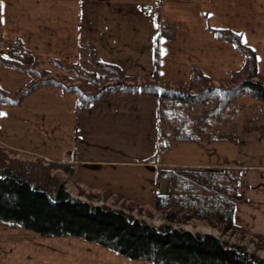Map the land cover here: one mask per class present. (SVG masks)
<instances>
[{
    "label": "crops",
    "instance_id": "0c3cea01",
    "mask_svg": "<svg viewBox=\"0 0 264 264\" xmlns=\"http://www.w3.org/2000/svg\"><path fill=\"white\" fill-rule=\"evenodd\" d=\"M117 1L0 0V37L18 42L21 57L16 61L20 65L72 79L78 76L73 67L66 66L87 64L84 43L90 44L97 60L113 63L126 74L149 77L155 70L158 33L160 77L190 82L193 67L217 78L243 66L245 55L213 30L231 29L240 32L243 42L256 51L258 69L264 75V0H138L135 5L142 9L160 8L157 32L145 13L110 14L108 10V14L97 12L86 23L85 7L90 10L99 3L116 6ZM171 17H175L168 21L174 26L172 33H164L162 20ZM30 80L29 72L0 56V90L15 93ZM0 113L5 114L0 115L3 144L48 160L78 166L126 164L131 158L150 159L158 148L159 101L144 93H107L79 110L75 93L55 84H41L17 104H0ZM224 142L230 141L218 143ZM206 159L186 164L210 167L214 165L210 161H216L209 154ZM219 163L248 170L246 200L236 203L234 220L247 232L264 237V162ZM22 241H0V264H154L77 236L47 237L41 243L48 248L40 250L30 246H39V240Z\"/></svg>",
    "mask_w": 264,
    "mask_h": 264
},
{
    "label": "trees",
    "instance_id": "16d2710c",
    "mask_svg": "<svg viewBox=\"0 0 264 264\" xmlns=\"http://www.w3.org/2000/svg\"><path fill=\"white\" fill-rule=\"evenodd\" d=\"M213 30L218 38L234 42L245 55V62L241 69L230 72V78L233 79L230 87L207 85L206 88L193 92L183 83L168 85L149 82L140 86L126 85L121 79L131 75L125 74L113 63L94 58L90 44L84 43V46L88 48V61L94 62L97 68L88 71L94 77L88 80V83L97 86L94 91L89 92L81 83L70 85L65 79L50 77L45 70L35 66L20 65L15 59L7 58L14 67L29 72L31 80L15 93H8L1 89L0 104H17L41 84H55L67 92L75 93L79 110H85L90 104L111 92L154 95L159 101L160 121L165 115V111L160 109V104L166 100L175 104L196 105L216 99L217 104L207 111L208 115L214 116L222 113L228 104L244 93L264 101V76L259 72L258 57L254 49L243 42L240 32L231 29L213 28ZM160 47V35L157 33L155 36L156 66L153 76L156 74L159 79H161L159 75ZM193 74L198 80L209 79L198 67L193 68ZM103 77L107 78V82L103 80ZM159 130L158 148L150 160L157 159L166 163L169 162L166 156L171 150L178 149V144L181 142L227 141L224 136L209 137L208 132L201 134L180 131L176 138L168 143L166 136L161 135L162 130ZM7 151L6 147L0 146V221L5 224L23 226L46 237H81L126 257L150 260L154 264H264L263 257L248 252L241 244L224 241L213 234L193 233L173 225L179 220L178 212L188 211L195 216L219 222L223 226V232L240 229L241 227L234 220V210L237 202L246 200L248 183L240 174L244 176L247 169H241L238 175L232 177L236 183L235 187L239 189L236 192L235 189H228L227 185H220L217 167L207 169L186 165L160 167L158 172L170 179L171 187L168 194L155 197L156 207L163 211L168 210L165 212L167 221L156 226L135 218L122 209L92 205L73 197L64 184L59 185L52 169L63 167L68 173L73 171L77 174L79 171L77 164L40 159L14 168L6 161L8 160ZM73 166L76 167L75 172ZM224 170L228 172V169ZM218 186H224L228 191L219 190ZM193 187H201L213 192L214 195L202 196Z\"/></svg>",
    "mask_w": 264,
    "mask_h": 264
},
{
    "label": "rangeland",
    "instance_id": "374dc122",
    "mask_svg": "<svg viewBox=\"0 0 264 264\" xmlns=\"http://www.w3.org/2000/svg\"><path fill=\"white\" fill-rule=\"evenodd\" d=\"M137 1L138 0H118L116 6H109L107 4L101 6L99 3L96 6L90 7V10L85 7V21L89 24L90 20L94 19L97 15V12L108 14V10L110 14L145 13L152 19L154 32L159 31L160 8L153 7L155 5H152L146 9H142L143 7L141 8V6H137ZM174 18L171 17L166 18L164 21L162 20V29L164 30V33L165 31H168L167 33H172L171 28H174V26L171 23H168V21H172ZM95 66L94 62H89L88 59L87 64L85 65L66 66L67 69L73 67L74 72L78 74L76 75L78 78L69 79L66 76L57 77L48 74L53 78L56 77L61 80L65 79L70 85L73 83H81L89 92H92L97 86L96 84L88 83V80L94 78L88 71L97 69ZM200 70L203 72L202 69ZM171 72L172 71H169V73ZM153 75L154 71L149 77L131 75V77H123L121 80H123L126 85L139 86L149 82H160L168 85L183 83L186 84V86L184 85L186 88L193 92H198L206 88L207 85L230 87L233 80L230 78V73L225 77L217 78L205 74L209 79L201 78V80L199 79V82V80L194 77L193 70L192 80L190 82L180 80L175 81L164 79L162 77L159 79L156 74L155 76ZM103 80L107 82V78L103 77ZM189 84H191L190 87ZM120 93L122 94V92ZM216 104V99L208 100L205 103L196 105H182L175 104L169 100L164 101L160 104V109L165 111L164 118H162L161 121L159 120V129L162 130L161 135H165L168 143H171L180 131L201 134L203 132H208L209 137L211 135L220 137L224 136L227 138V141L230 142H217L213 147L212 145L209 147L211 141L205 140L181 142L178 144V149L175 148L171 150L166 156L167 161H169L167 163L160 162L157 159L141 160L139 157L136 158V160L132 158L128 159L129 163L126 164L79 165V171H77V174H74L73 171L68 173L63 167L53 168L52 172L56 175L59 185L64 184L67 191H69L73 197L87 201L92 205H106L115 209H122L133 215L135 218L159 226L167 221L165 212L168 210L163 211L162 209H158L155 205V197L160 194H168L171 187L170 179L162 176L158 172L160 167L166 165H179L177 162L186 164L187 161L203 163V161H201L203 158L205 160L204 162H207L206 156L209 154L211 157L215 156V162H217V164L212 159H209L212 160L210 162L214 163L213 166L208 167L203 164H186V166H195L205 169L217 167L219 169L217 177L220 185H227L228 189H235L236 192H238L239 189L235 187L236 183L232 177L238 175L239 172H241V169L244 168L222 166L219 162H264V101L249 93H244L228 104L219 115H208L207 111L212 109ZM0 146L7 148L8 160L6 161L11 163L14 168L22 167L25 163L38 161L40 159L43 161L48 160L36 153H29L11 148L3 144L1 141ZM202 152H204V154H202ZM75 169L76 167L73 166L74 172ZM224 169H228V172H225ZM240 175L242 176V179H244L246 174L243 176L241 173ZM59 185H57V187ZM193 189L197 192L199 191L202 196L214 195L213 192L201 187H193ZM218 189L228 191L224 186H218ZM240 189L242 190V187ZM178 215L179 220L173 223L176 228H183L193 233L202 232L213 234L224 241L241 244L246 247L248 252L256 253L264 258V237L262 235L251 234L243 228L228 231L225 230V232H223V226H221L219 222H215L211 219L209 220V218L195 216L188 211H180L178 212ZM11 238L25 240L22 241V243H29L27 242L28 240H32L33 242L39 240V246L34 244L30 245L33 246L32 248L34 250L48 248L47 245L43 246L41 243L44 240L46 241V236L30 231L23 226H12L11 224H5L0 221V241L5 239L10 240ZM144 261L150 260L144 259Z\"/></svg>",
    "mask_w": 264,
    "mask_h": 264
},
{
    "label": "built area",
    "instance_id": "2783aa9c",
    "mask_svg": "<svg viewBox=\"0 0 264 264\" xmlns=\"http://www.w3.org/2000/svg\"><path fill=\"white\" fill-rule=\"evenodd\" d=\"M0 56L10 59H19L21 57V48L14 39L0 37Z\"/></svg>",
    "mask_w": 264,
    "mask_h": 264
},
{
    "label": "snow or ice",
    "instance_id": "6c2138e0",
    "mask_svg": "<svg viewBox=\"0 0 264 264\" xmlns=\"http://www.w3.org/2000/svg\"><path fill=\"white\" fill-rule=\"evenodd\" d=\"M0 8H2V3H0ZM0 115H5V114H3V113H0Z\"/></svg>",
    "mask_w": 264,
    "mask_h": 264
}]
</instances>
